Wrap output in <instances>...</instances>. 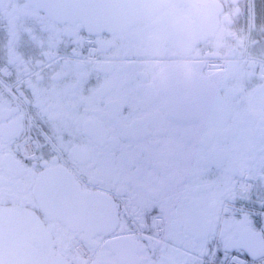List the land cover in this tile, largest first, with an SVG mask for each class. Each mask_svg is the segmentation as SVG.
Wrapping results in <instances>:
<instances>
[{"label": "flooded vegetation", "instance_id": "af4514ba", "mask_svg": "<svg viewBox=\"0 0 264 264\" xmlns=\"http://www.w3.org/2000/svg\"><path fill=\"white\" fill-rule=\"evenodd\" d=\"M199 1L200 35L218 18L208 74L203 63L133 62L169 26L194 22L188 7L95 33L0 0V264L243 256L229 244L256 216L240 208L264 206V0ZM161 71L202 107L217 91L228 117L198 119L195 101L161 92Z\"/></svg>", "mask_w": 264, "mask_h": 264}, {"label": "water", "instance_id": "95a60500", "mask_svg": "<svg viewBox=\"0 0 264 264\" xmlns=\"http://www.w3.org/2000/svg\"><path fill=\"white\" fill-rule=\"evenodd\" d=\"M37 12H41L53 21L59 23H80L87 30L95 33H119L123 30L134 26H142L151 22L159 11H164L171 4L179 7H188L194 18V22L187 18L180 19L174 25L169 26L167 34V46L181 55H189L195 47H198L206 42L211 30L216 29L217 16L211 18L212 26L206 34L200 35L197 23L201 22L204 17L196 10L199 8V0H25ZM209 18V19H208ZM190 21L191 23H189ZM215 23V25H214ZM194 31H197L194 33ZM198 33V34H197ZM181 40H186V44H179ZM150 48L155 57L161 58L164 55V49L160 42L153 39L150 43ZM196 75L191 73L190 76ZM159 77L164 83L162 93L170 96L173 101L179 100L187 103L191 101L196 103L193 105L195 116L198 119L204 118L226 119L228 113L223 108L219 101L217 91H212L211 97L207 98L205 107L198 104L199 95L192 93L193 90L185 91L176 88L170 89L167 87L168 79L174 77L173 74L161 71ZM182 82V81H179ZM176 81V84H179ZM186 85L183 82V86ZM182 93V94H181ZM184 98V100H183ZM185 106L189 107L188 104ZM240 249L244 255L252 262H257L264 258V239L262 235L253 230H245L238 234V239L229 244V251Z\"/></svg>", "mask_w": 264, "mask_h": 264}, {"label": "built area", "instance_id": "2783aa9c", "mask_svg": "<svg viewBox=\"0 0 264 264\" xmlns=\"http://www.w3.org/2000/svg\"><path fill=\"white\" fill-rule=\"evenodd\" d=\"M261 215V229L262 232L264 233V210L260 212Z\"/></svg>", "mask_w": 264, "mask_h": 264}, {"label": "rangeland", "instance_id": "374dc122", "mask_svg": "<svg viewBox=\"0 0 264 264\" xmlns=\"http://www.w3.org/2000/svg\"><path fill=\"white\" fill-rule=\"evenodd\" d=\"M159 224L157 223L156 226H158Z\"/></svg>", "mask_w": 264, "mask_h": 264}]
</instances>
